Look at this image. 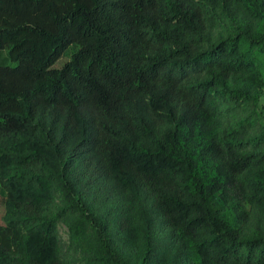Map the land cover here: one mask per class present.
I'll list each match as a JSON object with an SVG mask.
<instances>
[{"label": "trees", "instance_id": "trees-1", "mask_svg": "<svg viewBox=\"0 0 264 264\" xmlns=\"http://www.w3.org/2000/svg\"><path fill=\"white\" fill-rule=\"evenodd\" d=\"M263 94L264 0H0V264H264Z\"/></svg>", "mask_w": 264, "mask_h": 264}, {"label": "rangeland", "instance_id": "rangeland-1", "mask_svg": "<svg viewBox=\"0 0 264 264\" xmlns=\"http://www.w3.org/2000/svg\"><path fill=\"white\" fill-rule=\"evenodd\" d=\"M75 49H76V44H73L69 48H67L66 51L63 53V55L56 60L53 66L61 67L62 65H64L69 59H71V56ZM259 110L261 114L264 116V94L259 100ZM5 210L6 208H5L4 202L0 201V223L5 222L4 220ZM59 232H60L62 243L64 246H66L68 242V233H67L66 226L63 224H60Z\"/></svg>", "mask_w": 264, "mask_h": 264}]
</instances>
